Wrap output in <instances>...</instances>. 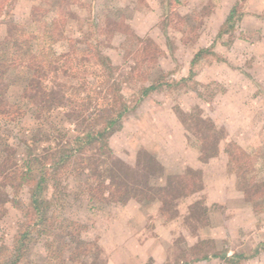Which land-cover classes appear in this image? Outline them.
<instances>
[{
    "label": "rangeland",
    "instance_id": "374dc122",
    "mask_svg": "<svg viewBox=\"0 0 264 264\" xmlns=\"http://www.w3.org/2000/svg\"><path fill=\"white\" fill-rule=\"evenodd\" d=\"M7 41L0 259L46 166L18 264H264V0H0ZM124 100L105 138L77 139Z\"/></svg>",
    "mask_w": 264,
    "mask_h": 264
},
{
    "label": "trees",
    "instance_id": "16d2710c",
    "mask_svg": "<svg viewBox=\"0 0 264 264\" xmlns=\"http://www.w3.org/2000/svg\"><path fill=\"white\" fill-rule=\"evenodd\" d=\"M241 3L236 2L235 5L233 6V8L231 9L226 23H230V26H233L234 23H236V19L239 18L237 17L238 15H236V13H238V10L241 7ZM240 20V19H239ZM2 43V42H0ZM3 45V43H2ZM1 50L0 52L2 53L1 58L6 59L8 58L12 63H15L14 58L18 57L21 52H18L16 50L11 49V41H7L6 43H4L3 47H0ZM201 52L203 50H200ZM199 51V52H200ZM28 51H26L27 53ZM200 52V53H201ZM0 53V54H1ZM52 53V52H51ZM198 55H195L193 62L197 61ZM10 56H13L12 58H9ZM61 57V55H60ZM58 56V58H60ZM97 57H99V61L100 64L103 65L105 67H107L108 69H111V64L109 62V58L108 56L104 55L101 52H98ZM53 58H57V53H53V55L51 57H48L47 55L43 57L44 61H49L48 63L53 64L55 63L53 61ZM157 88L156 86L152 85L150 87H147L144 91H143V95L147 94V92H149L152 89ZM118 93L117 95L115 94L114 96H118L119 98V102L121 103V93L119 92V90H117ZM131 109L129 103L127 101H123L122 106L120 108V111L116 112V114L114 116H111L109 114L107 115H99L100 119H102V125L97 126L96 129H94L93 131H89L88 133H84L83 135H80L77 139H79L80 141H82L81 143H92L94 141H100L103 138L106 137L108 131L115 125L117 124L120 120L121 117L128 112ZM73 150V149H72ZM80 150V149H79ZM72 154H66L63 158V160H61L62 162H55L52 163L51 165H53L55 167V171H58V169L60 168V166L62 165V163L64 162H68L71 159ZM93 168V167H90ZM91 170V169H90ZM41 175L38 177V179L35 181V184L31 187V191H30V201H29V212L32 213V215H28L26 220L22 223V225L20 226V229L18 230V232L15 235L14 238V243L13 246L10 250H8V255L7 257L4 259V257H2V259H0V264H18L26 255L27 249L29 247L30 242L32 241V236H33V232L36 230L37 226H40V224L42 225L43 221H46V209L47 207V200L45 198L44 195V189H45V181L47 180L49 174L48 168L46 166L43 167V169H41ZM30 172H32V168H29V170L24 171V173L21 175V179L26 180L28 177H30ZM95 169L93 168V175L98 176V177H106V170L104 169L103 172L102 171H97L95 172ZM12 184V183H11ZM12 188L14 187V185H10ZM3 193H6V198L9 196L7 193V191H5L3 189L2 191ZM248 193V191H247ZM40 230V229H39ZM37 230V231H39ZM3 249V248H2ZM3 251H7L6 249ZM2 250H0V257L3 255ZM237 257H242V255H236ZM235 257V259L237 258ZM207 258V257H206ZM225 260L226 262H230L233 260V258L231 256H226L225 255Z\"/></svg>",
    "mask_w": 264,
    "mask_h": 264
}]
</instances>
